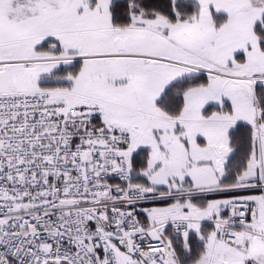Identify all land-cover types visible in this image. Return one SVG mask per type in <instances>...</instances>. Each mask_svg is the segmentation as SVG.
Returning <instances> with one entry per match:
<instances>
[{"label": "snow or ice", "instance_id": "1", "mask_svg": "<svg viewBox=\"0 0 264 264\" xmlns=\"http://www.w3.org/2000/svg\"><path fill=\"white\" fill-rule=\"evenodd\" d=\"M0 264H264V0H0Z\"/></svg>", "mask_w": 264, "mask_h": 264}, {"label": "built area", "instance_id": "2", "mask_svg": "<svg viewBox=\"0 0 264 264\" xmlns=\"http://www.w3.org/2000/svg\"><path fill=\"white\" fill-rule=\"evenodd\" d=\"M113 182H118V181H113Z\"/></svg>", "mask_w": 264, "mask_h": 264}]
</instances>
